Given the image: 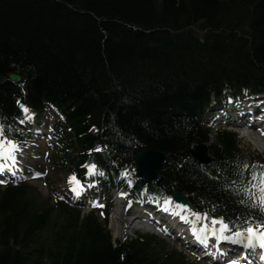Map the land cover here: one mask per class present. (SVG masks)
Segmentation results:
<instances>
[{
  "label": "trees",
  "instance_id": "trees-1",
  "mask_svg": "<svg viewBox=\"0 0 264 264\" xmlns=\"http://www.w3.org/2000/svg\"><path fill=\"white\" fill-rule=\"evenodd\" d=\"M261 92L264 0H0L6 135L30 139L17 123L19 103L39 113L52 103L67 121L56 131L59 165L84 180L85 165H96L105 191L128 186L152 200L179 191L234 228L264 221L241 203L252 166L264 160L248 163L226 130L211 142L201 121L212 96L222 103ZM199 147L207 164L193 155ZM143 148L166 155L150 185L134 169ZM0 192V264H190L151 235L114 241L94 212L62 202L39 210L26 183Z\"/></svg>",
  "mask_w": 264,
  "mask_h": 264
},
{
  "label": "rangeland",
  "instance_id": "rangeland-1",
  "mask_svg": "<svg viewBox=\"0 0 264 264\" xmlns=\"http://www.w3.org/2000/svg\"><path fill=\"white\" fill-rule=\"evenodd\" d=\"M34 123L36 124V121H34ZM209 124L213 127L216 126V124L212 123V121H210ZM213 129H215V127ZM226 129L234 130L239 134L241 150L246 158H249L252 155H259L264 159V139H260L258 134H252V130H248L251 134H249L248 137H245V135L242 134L245 133L244 129L240 130L236 127H226ZM210 135L211 140H215V137L217 135L216 130L211 131ZM48 140V138L35 140V143H37L30 147L32 148L33 152L29 153L26 160L25 158L23 159L20 156L16 157L14 162H16L20 166L21 164L23 165L24 173L18 172L17 178L13 181H27V183L33 189V191L30 192V197L33 199L35 207L39 210L51 207V205H53L55 201H63L70 203L72 206H76V203L72 202L67 196L69 184L67 181L69 179L67 175L68 173L64 169H60L58 167L56 158L54 156V144H49ZM21 153L23 154L24 150H22ZM19 162L21 163L19 164ZM33 175L36 176V178L31 179ZM5 177H8V175L3 174V176L0 177V181L4 182L5 180H7ZM99 196V192H94L93 190H91L89 191L85 199L80 204H78V206L86 208L84 209L85 211H89L91 209H98L100 201L97 199H100ZM113 199H116V196ZM114 203L115 206L113 213L111 214L108 228L111 229L115 239H125V237H134L136 235V232L150 234L146 233L143 230H140V226L136 224L137 221L134 224L130 225L129 222L132 221L133 218L136 217V215L132 216L126 214V212H124L123 206H121L118 201L115 200ZM134 211L138 214L137 208H135ZM47 234L48 231L43 233L41 237L37 238V241L44 239ZM158 238L164 246L163 250L165 253L178 251L182 252V254L187 258L188 262L191 264H209L205 261H195L192 257H190L189 251L186 249L183 241H178L176 239V236H159Z\"/></svg>",
  "mask_w": 264,
  "mask_h": 264
},
{
  "label": "snow or ice",
  "instance_id": "snow-or-ice-1",
  "mask_svg": "<svg viewBox=\"0 0 264 264\" xmlns=\"http://www.w3.org/2000/svg\"><path fill=\"white\" fill-rule=\"evenodd\" d=\"M27 112V109H24ZM10 130V128H9ZM19 150L18 145L15 141L11 140L5 133L4 124L0 123V159L15 161V153ZM100 149H97L99 151ZM89 168V172H93L96 168L95 165H85ZM244 169H248V165H243ZM100 175H103L101 172ZM251 179L243 187L242 191L247 197V200H242L241 203H248L252 208H258L261 213H264V165L257 166L253 165L250 172ZM75 181L79 185V181L75 180V177L69 179V183ZM3 183V181H0ZM82 188L83 186L80 185ZM73 191H77V188H73ZM167 203V201H166ZM192 215L197 219H208L206 213H192ZM212 224H220L219 232L223 236L225 232L231 231L228 223H225L222 219H212ZM207 231V228L205 229ZM213 234L216 233V229H212ZM244 233H247V236H244ZM195 235V233H193ZM234 236L235 240H232L233 243H240L243 247L246 248H255L257 243L260 248L264 249V221L256 223L251 219L244 221L243 227H238V230L235 231ZM224 239H229V237L224 236ZM199 239V237H198ZM245 239L247 243H244ZM203 242V241H201ZM234 264V262H233Z\"/></svg>",
  "mask_w": 264,
  "mask_h": 264
},
{
  "label": "water",
  "instance_id": "water-1",
  "mask_svg": "<svg viewBox=\"0 0 264 264\" xmlns=\"http://www.w3.org/2000/svg\"><path fill=\"white\" fill-rule=\"evenodd\" d=\"M9 79L17 83L21 80V77L13 73L10 74ZM197 155L201 161L205 162L207 160L203 149H199V153ZM164 161L165 154L163 152L151 148L142 149L135 159L137 173L148 183L154 181L158 176L157 170L163 165ZM173 197L184 206L190 205L187 197L178 192H175Z\"/></svg>",
  "mask_w": 264,
  "mask_h": 264
},
{
  "label": "bare ground",
  "instance_id": "bare-ground-1",
  "mask_svg": "<svg viewBox=\"0 0 264 264\" xmlns=\"http://www.w3.org/2000/svg\"><path fill=\"white\" fill-rule=\"evenodd\" d=\"M257 104L256 105H259V102L258 101H255ZM259 112L260 111H258V109H254V115H255V117H258V116H261V115H258L259 114ZM261 112H263V111H261ZM239 114H240V118L242 119V123L240 124L242 127H246L247 126V123H248V120H249V117H252L253 115H249V114H245L244 113V110H241L240 112H239ZM262 123H264V121L262 122ZM253 127H252V134H255V135H259V137H260V132H259V130H258V128H260V125L259 124H254L253 123ZM237 127H239V126H237ZM248 134H251L250 133V131H248ZM6 163V162H5ZM6 165V164H5ZM188 213H190V210L189 211H187ZM140 219H142V217L141 216H137L134 220H133V223L135 222V221H137V220H140ZM132 223V224H133Z\"/></svg>",
  "mask_w": 264,
  "mask_h": 264
}]
</instances>
